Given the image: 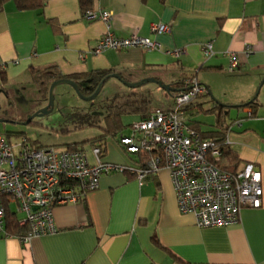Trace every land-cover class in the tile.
<instances>
[{"label":"crops","instance_id":"crops-1","mask_svg":"<svg viewBox=\"0 0 264 264\" xmlns=\"http://www.w3.org/2000/svg\"><path fill=\"white\" fill-rule=\"evenodd\" d=\"M29 2L33 6L27 9H20L18 0L0 4V95L10 96L8 89L38 82L46 72L64 79L105 71L131 83L155 79L178 90L195 79L210 95L189 106L192 128L202 135H223L232 154L224 163L234 171L253 164L261 172L262 207L243 209L236 225L199 228L193 215L180 213L167 169L143 180L129 173L104 175L100 188L82 202L54 208L55 234L34 238L28 245L1 236L0 264H264V0ZM85 11L110 12V30L116 36L137 34L162 48L94 55L108 26L84 20ZM153 24L169 25L171 32L154 34ZM209 43L213 55L207 57L203 48ZM177 51L178 57L173 54ZM228 53L240 61L234 72L228 71ZM143 87H150L149 95L161 91L170 96L164 110L172 108L177 93L168 94L155 83L138 88ZM138 88H129L124 96H140L134 92ZM253 101L255 111L247 106ZM205 106L218 115L207 130L195 118ZM235 109L245 118L227 122ZM132 116L129 127L145 119ZM101 145L107 162L143 165L141 156L125 152L118 137Z\"/></svg>","mask_w":264,"mask_h":264},{"label":"built area","instance_id":"built-area-1","mask_svg":"<svg viewBox=\"0 0 264 264\" xmlns=\"http://www.w3.org/2000/svg\"><path fill=\"white\" fill-rule=\"evenodd\" d=\"M82 18L88 22L102 21L108 26L92 51L94 55L108 50L162 48L156 41L137 34L116 36L110 30V12L85 11ZM151 32L164 35L171 32V27L153 24ZM203 49L205 56L213 55L212 44ZM251 53L252 48H246V54ZM173 54L178 57L181 52ZM227 57L228 71L238 70L240 61L235 54L228 53ZM207 95L204 86L189 79L184 83V91L174 95L171 109H154L148 118L134 122L129 134L117 135L127 154L148 155L142 167L105 161L103 147L99 145L89 151L41 147L26 138L15 143L0 135V237H16L28 245L34 238L55 234L54 208L82 202L100 188L102 176L129 173L143 180L162 169L171 174L180 213L193 215L199 228L238 224L243 209L262 207V174L253 164H245L235 172L221 169L223 148L219 139L204 138L192 128L188 108ZM224 144L228 145L226 139ZM12 206H16L14 211ZM8 209L23 216L19 224L26 228L25 235L7 232Z\"/></svg>","mask_w":264,"mask_h":264},{"label":"rangeland","instance_id":"rangeland-1","mask_svg":"<svg viewBox=\"0 0 264 264\" xmlns=\"http://www.w3.org/2000/svg\"><path fill=\"white\" fill-rule=\"evenodd\" d=\"M24 84L25 87L14 86L8 89L10 96H6L5 93L0 95V135L15 143L26 138L41 147L75 146L86 151L91 149L92 140L104 134V120L111 100L117 96L126 97L124 95L129 90V87L120 80L110 78L100 94L95 99L87 101L78 96L72 86L61 84L54 90V107L51 112L34 117L48 106L49 96L41 95L38 82L29 80ZM143 88H138L134 92L140 95L138 98L148 99L150 108L166 109L167 104L172 100L161 91H154L149 95L146 91L150 87ZM217 116V113L211 112V107L208 106L198 114L195 113L196 122L201 123L206 130L217 123ZM229 117L227 122L243 119L245 115H241L240 111L235 109ZM132 119V115L124 119L123 133L126 135L130 133L129 125ZM112 139L114 138H108L110 141ZM15 209L16 206H12V210Z\"/></svg>","mask_w":264,"mask_h":264},{"label":"trees","instance_id":"trees-1","mask_svg":"<svg viewBox=\"0 0 264 264\" xmlns=\"http://www.w3.org/2000/svg\"><path fill=\"white\" fill-rule=\"evenodd\" d=\"M5 0H0V4ZM33 2V0H18L19 8L20 9H27L32 7L33 5H30V2ZM109 75H111L110 72L105 71H97L89 74H83V75H72L69 77H66L64 79L72 80L74 81L81 91V93L84 96H91L96 91L100 83L105 80ZM61 80V78H58L57 76L50 74L49 72H46L38 77V87L40 89V93L43 97L49 96V91L51 85L55 82ZM2 82L6 83L7 79L4 74H2ZM184 88V87H183ZM182 89V87H181ZM209 94V91H208ZM137 95H130L127 97H121L117 96L113 100H111L109 106L107 115L105 117V128L103 129L104 134L91 141L92 146L94 145H101L107 138L112 137L116 138L119 133L123 132L124 128V121L123 118L130 115H140L143 118H148L151 114L149 110V100L144 98H138ZM255 105L256 102L250 103L247 106L252 107L255 111ZM204 138H217L219 139V142L222 144V151H223V157L222 162L220 164V168L226 171L235 172L233 169H231L229 166H227L224 161L231 158V152L228 147V145L224 144V137L219 136L218 133H207L206 135H202ZM70 149L73 150H79V148H76L75 146H72ZM83 149V148H82ZM141 162L142 166L145 165L146 159H148V155H142L141 156ZM141 166V167H142ZM18 216L13 213L10 209L7 210V216H6V222H7V232L14 236H23L26 233V228L21 227L19 224Z\"/></svg>","mask_w":264,"mask_h":264},{"label":"water","instance_id":"water-1","mask_svg":"<svg viewBox=\"0 0 264 264\" xmlns=\"http://www.w3.org/2000/svg\"><path fill=\"white\" fill-rule=\"evenodd\" d=\"M110 78H115V79H118L120 80L122 83H124L127 87L131 88V89H135V88H138V87H141L143 84H147V83H155L157 84L158 86H160L162 88V90H164L166 93L168 94H175V93H181L184 91V89L182 90H178V89H174L172 88L171 86H168V85H165L163 84L162 82H159L155 79H152V80H147V81H143V82H139V83H131V82H128L126 80H124L120 75L118 74H111L109 75L105 80H103L100 85L98 86V88L96 89V91L93 93V95L91 96H84L80 89H79V86L72 80H68V79H61V80H58V81H55L51 87H50V91H49V104L46 108H44L43 110H41L40 112L36 113L34 115L35 116H42V115H45V114H49L51 112V110L53 109L54 107V90L55 88L58 86V85H61V84H68L70 86L73 87V89L76 91V93L78 94V96H80L81 98L87 100V101H91L93 99H95L101 92L104 84L110 79ZM209 95H210V91H209ZM254 102V101H253ZM33 117V118H34ZM32 120V118L30 119V121Z\"/></svg>","mask_w":264,"mask_h":264}]
</instances>
